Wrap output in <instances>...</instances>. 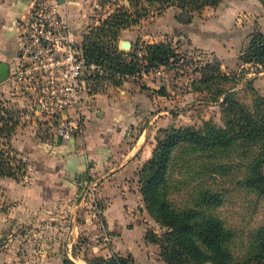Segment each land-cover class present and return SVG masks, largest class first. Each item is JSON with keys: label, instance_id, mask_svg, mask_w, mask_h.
Instances as JSON below:
<instances>
[{"label": "rangeland", "instance_id": "1", "mask_svg": "<svg viewBox=\"0 0 264 264\" xmlns=\"http://www.w3.org/2000/svg\"><path fill=\"white\" fill-rule=\"evenodd\" d=\"M100 2H104L103 5ZM223 2L224 0L218 5L219 9H223ZM122 4L124 0H90L84 8L83 23L104 18ZM211 8L208 7L206 11L209 13L205 12L209 14L206 22H211L212 10L218 12V8ZM171 12L164 15L168 20L166 34L169 38L165 42L174 48L176 57L166 65L151 68L145 73L141 68L146 63L140 62V70L130 77L142 87L149 85L144 89L148 88L151 95L159 89L165 91L164 96L156 98L158 102L154 103L157 107L167 109V113H162L157 118L158 123L150 125L148 138L153 136L157 128L163 129L160 127L190 126L198 131L199 143H181L173 149L165 182L160 187L169 207L179 212L181 219L193 226L192 237L201 251L198 259L183 254L180 256L181 264H264V192L244 182L255 162H259L258 166L264 173V68L256 61H244L240 54L237 61L223 65L204 49L185 50L180 38L190 36L191 39L194 32L184 29L183 24L198 26L204 18L193 14L181 21L178 11L175 18L182 26L174 27L173 23L169 24L173 19ZM161 15L163 13H159L154 6L137 23L132 20L131 15L125 17V27L120 38L131 40L133 46L123 51L124 60H130L127 53L133 50L135 42H154L157 39L154 36L159 30ZM240 15L246 17L245 26L241 29L232 27L217 36L218 39H232L233 42H238L239 47L237 33L240 37L245 34L246 46L254 33L264 34L263 19L259 21L254 13L248 11L245 16ZM193 17L198 18L195 23L192 21ZM139 54L142 55L141 52ZM203 72H214L216 77L201 81ZM154 87L157 89H152ZM7 90L0 89V115L11 110L17 119L15 127L19 125L20 130H26L32 137L40 138V149L33 143H25L31 155L24 159L18 157L24 166L17 182H47L50 179L46 173L53 171L55 167L54 157L59 159L57 164L62 163L63 158H58L51 151L49 142L53 138L44 133L43 126L27 109L25 102L15 98ZM113 90L107 77L98 79L94 92L87 101L88 107L95 102V95H109ZM223 98L237 100L251 115L253 122L250 125L255 129L253 136L242 138L237 131L225 126L220 106ZM152 106L155 108L153 104ZM146 116L147 114L141 116L136 127L141 129L147 125L151 116ZM129 127L132 126L119 130L115 126L114 134L120 132L121 137L128 136ZM211 127L225 128L224 134L221 131L212 134ZM111 131L109 129L106 135ZM221 135L228 138V144L212 143L213 139ZM74 156L78 158L80 155ZM31 163V166H27ZM59 169L61 168L57 170ZM92 175L86 174L84 182L87 181L88 184L93 179ZM75 180L79 186L81 178ZM92 186L88 191L83 189L79 196L68 203H47L45 193L36 191L37 189L20 195L16 193L18 187L0 182V264H63L65 259L76 264H85L84 260L94 264L95 258L108 257L113 253L119 255V252V256L126 258L127 255L122 252L126 253L127 250L122 246L116 248L110 241L112 235L101 232V218L97 213L100 201L95 199ZM203 191L214 195L211 202L201 198ZM157 206L153 203L143 205L139 211L142 212L143 222L147 224V240L155 249H152L157 262L155 264H169L163 254V244L171 243L170 235L174 231L157 218L160 216ZM187 211H190L189 219ZM208 222L217 229L221 228L220 241L211 238L207 243L200 236L203 231H207Z\"/></svg>", "mask_w": 264, "mask_h": 264}, {"label": "crops", "instance_id": "2", "mask_svg": "<svg viewBox=\"0 0 264 264\" xmlns=\"http://www.w3.org/2000/svg\"><path fill=\"white\" fill-rule=\"evenodd\" d=\"M32 1L0 0V62L6 63L8 66L15 60L20 47L17 24L20 20L27 18L29 5ZM89 1L61 0L60 10L73 30L77 31L83 28L84 8ZM124 4L126 3L124 2ZM220 4L221 2L218 5ZM218 5L211 8H218V12L212 10L211 22H206V17L209 14H205L208 7L211 6L205 7L200 13H194L201 15L204 18L203 22L198 26L197 24L192 26L191 23L183 24L184 29L194 33L191 39L190 36L185 39L183 36L180 39H182L181 43L183 42L185 50L204 49L225 65L237 61L239 54L245 49V34L240 37V34L237 33L239 47H237L238 42H233L232 39L222 41L217 36L232 27L241 29L245 26L246 17L240 14L245 16L247 11L254 13L259 21L264 20V7L259 0H224L223 9H219ZM178 11V8L169 6L162 12L163 15L158 21L160 23L159 30L154 36L157 39L154 42L169 39L166 34L168 33L166 30L168 29V20L164 18L166 13L171 12L173 15L169 24L173 23L174 27L182 26L175 18ZM178 18L181 21L187 20L185 16L181 15ZM102 19L100 18V20ZM196 20L198 18H192L193 23ZM123 30L124 28L117 35V47L120 49V43L128 41L130 49L133 46L131 40L120 38ZM147 86L144 85V87ZM144 87L133 77H128L120 85L113 86L114 90L111 94L95 95L96 99L93 105L88 107L86 104L84 107L85 124L82 132L66 142L54 140V138L49 142L51 151L58 158H63V162L57 164L59 159L54 157L55 167H53V171L46 173L50 179L47 182H17L16 179L7 176H0V182L8 183L14 188L18 187L16 193L20 195L37 189L36 191L45 193L47 203L58 201L68 203L79 196L83 189L88 191L93 185L92 189L95 192L93 195L97 201H100L97 213L101 218V232H109L112 235L110 241L116 248L124 247L127 251L122 254L131 256L135 264H155L157 262L152 253L154 248L145 238L147 224L143 222L142 212L139 211L140 208H143L144 203L139 190L138 173L151 156L155 145V135L159 130L157 128L153 136L148 138V130L151 131L149 127L151 124L158 123L156 122L157 118L162 113H167V109L157 107L154 103V101L158 102L156 98L164 95L159 94L158 91L151 95L150 92L148 93L150 90L144 89ZM5 88L6 82L3 80L0 82V89L2 91ZM152 89H157V87ZM143 114H147L146 117L151 116V120H147V125L139 129L135 124L139 123ZM115 126L119 127V130L127 129L128 126L132 127L128 128V136L121 137L120 132L114 134L113 127ZM20 129L19 125L14 128L9 137V145L17 158L24 159L25 156L31 155L29 147H25V143H33L40 149L38 145L40 138L32 137L30 132ZM109 129L112 131L106 135ZM135 131L139 133L136 134ZM75 154L80 156L77 158L74 156ZM66 160L70 163H67ZM31 165L32 163L27 166ZM58 168L61 169L57 170ZM86 174H93V179H90L88 184L87 181L84 182ZM63 177L65 181L61 182ZM79 177L82 181L77 186L75 178L79 179ZM84 184H87L86 188H83ZM120 254L121 252H119ZM74 263L76 264V262ZM83 263L87 264L85 260Z\"/></svg>", "mask_w": 264, "mask_h": 264}, {"label": "trees", "instance_id": "3", "mask_svg": "<svg viewBox=\"0 0 264 264\" xmlns=\"http://www.w3.org/2000/svg\"><path fill=\"white\" fill-rule=\"evenodd\" d=\"M221 1L223 0H124L126 4L117 6L113 12L100 20L96 26L83 33L85 56L88 62H93L102 67L104 76L101 75L99 79L107 77L112 86H118L126 76H134L140 70V62L145 61L146 64L142 63L141 69L144 72H148L151 68L166 65L170 59L176 57L174 48L168 42L141 41L135 42L133 50L127 53L130 60H124L122 58L124 52L118 49L116 39L119 31L125 27V17L127 15H131L132 20L137 22L149 13L150 7L155 6L160 13L167 7L174 6L179 9L181 16H185L188 19L191 15L201 12L207 6H217ZM103 3L100 2V5H103ZM260 3L264 7V1L260 0ZM140 52L142 55L139 54ZM240 55L244 61H256L261 63L264 68V34L262 32L254 33ZM208 73L210 74L203 72L201 81H206V78L216 77L214 72ZM158 93L164 95L165 91L159 89ZM220 106L222 107L221 117L225 126L237 131L242 138L253 136L255 129L251 128L250 125L253 119L237 100L223 98ZM16 123L17 119H15L11 110L8 109L0 115V176L18 180L24 164L16 157L15 152L9 145V137L13 133ZM211 129L212 134H214L217 131L223 133L225 128L211 127ZM198 137V131L190 126H171L160 129L155 137V145L151 156L138 173L139 190L144 205L149 206L151 203L155 206L158 205L156 209L160 216L157 218L162 223L172 227L174 231L170 235L172 238L171 243L169 241L170 244H163V254L169 264H181L180 256L183 254H189L193 259H198L201 255V251L192 237L194 233L193 226L181 219L179 212L169 207L163 199L164 197L160 190L161 185L165 182L166 171L173 149L181 143L197 144L200 142L197 139ZM219 142L229 143L228 138L223 135L212 140V143ZM258 163L252 164L251 171L249 170L244 182H248L249 185L255 186L264 192V173L260 170ZM213 197L214 195L209 191H203L201 194V198L206 202H211ZM189 213L190 211H187V219H189ZM206 229L207 231L205 230L200 234L205 242L208 243L211 238L222 239L220 227L217 229L211 222H208ZM147 234L148 232L146 231V239ZM86 262L90 264L88 260ZM102 263L135 264L131 256L127 255L124 258L114 253L108 257L95 258L94 264ZM63 264L75 263L70 259H65Z\"/></svg>", "mask_w": 264, "mask_h": 264}, {"label": "built area", "instance_id": "4", "mask_svg": "<svg viewBox=\"0 0 264 264\" xmlns=\"http://www.w3.org/2000/svg\"><path fill=\"white\" fill-rule=\"evenodd\" d=\"M99 21L75 31L59 0H33L27 18L17 24L20 47L5 89L25 102L46 135L61 142L82 132L84 107L103 73L100 65L88 62L82 37Z\"/></svg>", "mask_w": 264, "mask_h": 264}, {"label": "water", "instance_id": "5", "mask_svg": "<svg viewBox=\"0 0 264 264\" xmlns=\"http://www.w3.org/2000/svg\"><path fill=\"white\" fill-rule=\"evenodd\" d=\"M61 2V0H59ZM129 48V42L128 41H122L120 43V49L121 51L127 50ZM9 71V66L6 63L0 62V82L5 80Z\"/></svg>", "mask_w": 264, "mask_h": 264}]
</instances>
